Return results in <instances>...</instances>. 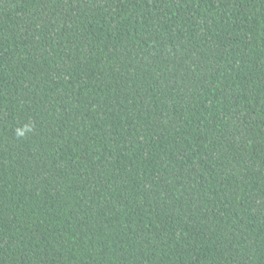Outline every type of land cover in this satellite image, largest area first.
Wrapping results in <instances>:
<instances>
[{"label": "trees", "instance_id": "16d2710c", "mask_svg": "<svg viewBox=\"0 0 264 264\" xmlns=\"http://www.w3.org/2000/svg\"><path fill=\"white\" fill-rule=\"evenodd\" d=\"M0 264H264V0H0Z\"/></svg>", "mask_w": 264, "mask_h": 264}]
</instances>
